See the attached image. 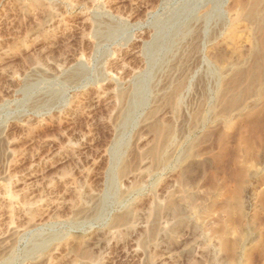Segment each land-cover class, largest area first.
<instances>
[{"label":"rangeland","instance_id":"obj_1","mask_svg":"<svg viewBox=\"0 0 264 264\" xmlns=\"http://www.w3.org/2000/svg\"><path fill=\"white\" fill-rule=\"evenodd\" d=\"M0 264H264V0H0Z\"/></svg>","mask_w":264,"mask_h":264}]
</instances>
